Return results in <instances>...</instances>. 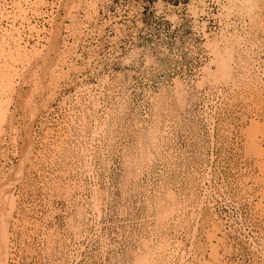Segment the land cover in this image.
I'll use <instances>...</instances> for the list:
<instances>
[{
    "label": "rangeland",
    "instance_id": "374dc122",
    "mask_svg": "<svg viewBox=\"0 0 264 264\" xmlns=\"http://www.w3.org/2000/svg\"><path fill=\"white\" fill-rule=\"evenodd\" d=\"M0 69L4 264H264V0H0Z\"/></svg>",
    "mask_w": 264,
    "mask_h": 264
},
{
    "label": "bare ground",
    "instance_id": "6f19581e",
    "mask_svg": "<svg viewBox=\"0 0 264 264\" xmlns=\"http://www.w3.org/2000/svg\"><path fill=\"white\" fill-rule=\"evenodd\" d=\"M8 33V32H7ZM9 34V33H8ZM236 38V37H235ZM235 38H233V39H235ZM237 39V38H236ZM14 40H16V39H14ZM238 40H239V38H238ZM242 40V39H241ZM240 40V41H241ZM246 40V39H245ZM235 41V40H234ZM247 41V40H246ZM246 41H245V43H246ZM249 41V40H248ZM5 42H6V40H5ZM8 42V41H7ZM237 42H239V41H237L236 40V43ZM249 42H251V41H249ZM17 43V42H16ZM231 43H233V42H231ZM240 43V42H239ZM238 43V45L240 46V44ZM228 44H230V43H228ZM235 44V42L233 43V45ZM232 45V46H233ZM237 45V46H238ZM252 45V44H251ZM236 46V45H235ZM248 47L250 46V45H247ZM17 46H15V48H16ZM225 47H227V46H225ZM225 47H224V49H225ZM228 47H231V46H228ZM228 47H227V49H228ZM244 48H245V46H243ZM19 48V47H18ZM217 49H218V46L216 47ZM236 48V47H235ZM241 48V47H240ZM247 48V47H246ZM17 49V48H16ZM223 49V48H222ZM223 49V50H224ZM227 49H225L226 51H222V52H220L221 51V49H220V51L219 52H217L216 50H215V52H217V53H224V52H227ZM238 49H239V47H238ZM233 50V49H232ZM237 50V49H236ZM247 50V49H246ZM11 51V50H10ZM230 52V53H229ZM229 52H227V54H228V57H227V55L225 54V58H223L222 56L223 55H220L221 56V58H220V63L218 64V65H220L221 64V68H224V69H226V70H228V71H231L232 72V63L233 62H236V61H238V59L237 60H235V58L233 57V55H231L232 53H234V51L231 53V50L229 51ZM237 52V51H236ZM239 52H240V50H239ZM242 52H243V50H242ZM241 52V53H242ZM240 53V55H242ZM247 54V53H246ZM8 55H9V53H8ZM219 55V54H218ZM218 55H216V56H218ZM12 55H10V57H11ZM19 56H20V54H19ZM235 56V55H234ZM237 56V55H236ZM249 56V55H248ZM247 56V57H248ZM253 56V55H252ZM251 56V57H252ZM14 57V56H13ZM13 57H11V58H13ZM241 57V56H240ZM245 57H246V55H245ZM217 58V57H216ZM242 58V57H241ZM249 59H250V57H248ZM14 59H16V57H14ZM232 59H233V61H232ZM37 60V59H36ZM218 60H219V58H218ZM217 60V61H218ZM244 60V59H243ZM7 61V60H6ZM5 61V62H6ZM12 61H14V60H12ZM241 61V60H240ZM246 61V60H245ZM37 62V61H36ZM248 62H249V60H248ZM7 63V62H6ZM6 63H5V65H6ZM238 63V62H237ZM240 63V62H239ZM246 63H247V61H246ZM251 64V65H250ZM5 65L3 66L4 68H5ZM238 65V64H237ZM242 67H243V65H241ZM244 66H246L247 67V69H249V68H251L252 67V62L250 61L248 64H245ZM7 67H8V63H7ZM235 67V66H234ZM238 68V67H237ZM244 68V67H243ZM239 69V68H238ZM1 70V69H0ZM4 70V69H3ZM9 70V69H8ZM7 70V71H8ZM234 70H237V69H235L234 68ZM3 72V71H1V73H0V79H1V81L3 80V78L6 76V73H8V72ZM10 72V71H9ZM233 73V72H232ZM8 75H10V74H8ZM7 75V76H8ZM9 77V76H8ZM6 78V77H5ZM10 78H12V77H10ZM8 79V78H7ZM9 80V79H8ZM7 80V81H8ZM11 82H12V80H11ZM11 82H10V84H11ZM7 83H9V82H6V84ZM8 85V84H7ZM255 87V86H254ZM256 89H258V87H255ZM254 90V89H253ZM1 112H3V111H1ZM34 120V119H33ZM153 131H154V129H153ZM1 132V131H0ZM160 132V131H159ZM2 134V133H1ZM160 134H158V130L156 129L155 131H154V133L153 134H151L150 135V138H149V141H148V144H154L155 142H153V141H155L156 140V138L159 136ZM28 137V136H27ZM3 139V138H2ZM262 139H264V131H260V132H258V133H256L254 136H253V141L254 142H260V141H262ZM24 142V144H23V147H22V149L24 148V149H26V142H27V140H25V141H23ZM26 150H22V154H21V156H20V161H19V163L17 164V165H13V166H11L10 168H9V172L8 173H6L5 174V176L2 178V180L0 181V194L4 191V201H6V200H9V201H11V203L13 202V199H12V195H11V190H12V183H14V181H15V179L17 178V170H18V167L22 164V162L25 160V158H26ZM263 173H264V169H263ZM263 182H264V174H263ZM263 186H264V184H263ZM264 188V187H263ZM263 192H264V189H263ZM168 194V193H167ZM169 194H171V193H169ZM7 196V197H6ZM168 196V199L171 197V196H173L172 194L171 195H167ZM166 196V197H167ZM175 198V197H174ZM168 199H167V201H168ZM171 199V198H170ZM174 200V199H173ZM175 201H176V199H175ZM173 201H171V203H172ZM169 203H170V201H169ZM168 203V204H169ZM177 202H175V204H176ZM95 205V204H94ZM98 205V204H97ZM96 205V206H97ZM177 205V204H176ZM179 205V204H178ZM263 205H264V203H263ZM262 205V206H263ZM175 207V205H174V203L173 204H171V207ZM180 206V205H179ZM178 206V207H179ZM95 207V206H94ZM163 207H165V205H163ZM162 207V208H163ZM174 207H173V209H174ZM161 208V207H160ZM160 208H159V210H160ZM169 208V207H168ZM180 208V207H179ZM164 209H166V208H164ZM171 209V208H170ZM170 209H168V210H170ZM176 209H177V207H176ZM167 210V209H166ZM165 210V212H163L162 210V212L161 211H159V212H161L163 215L161 216V215H159V216H161L159 219H161L162 221H164V219L163 218H165V217H167L169 214V212H171V211H166ZM179 210V209H178ZM177 210V211H178ZM264 211V210H263ZM96 212H97V208H96ZM159 212H157L158 214H161V213H159ZM173 212V211H172ZM171 212V213H172ZM174 213H176V212H174ZM172 215V214H171ZM170 218V217H169ZM168 218V219H169ZM167 219V220H168ZM161 220H160V222H161ZM166 220V221H167ZM165 224V223H164ZM159 225H160V223H159ZM160 228V227H159ZM217 229H219V228H217ZM78 230V229H77ZM209 236H211V234L209 235ZM212 237H213V235H212ZM162 240H164L163 242H160L159 243V245H156V246H152V247H149V249L148 250H146V251H144V253L145 254H139V256L140 255H145L146 257H149L150 259H151V262H150V264H172L173 262L171 261L170 262V260H171V258L174 256V254H175V250L173 249V247L171 246V243H169V242H167V240L166 239H162ZM7 236L4 234V231H1L0 232V264H4L5 262V260H4V258H5V255H6V251H7V248H8V244H7ZM160 241V240H159ZM211 242V241H210ZM144 243V242H143ZM150 243V242H149ZM153 244H155V243H153ZM150 245H152V244H150ZM145 246H146V244H145ZM145 246H144V248H145ZM177 247V246H176ZM216 248V247H215ZM215 248L213 249V252H212V254H213V259L215 260V263H221V262H219L220 261V255H218V253H217V251L215 250ZM142 252V251H141ZM176 256V255H175ZM141 257V256H140ZM143 258V257H142ZM6 259V258H5ZM174 259V258H173ZM144 260L146 261V259H145V257H144ZM148 260V259H147ZM174 261V260H173ZM149 263V262H148ZM147 263V264H148ZM175 263V262H174ZM173 263V264H174Z\"/></svg>",
    "mask_w": 264,
    "mask_h": 264
}]
</instances>
